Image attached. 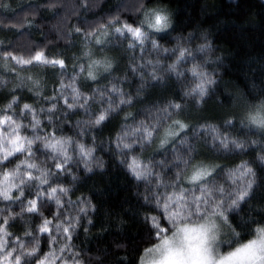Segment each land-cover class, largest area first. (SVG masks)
<instances>
[{"label": "clouds", "instance_id": "1", "mask_svg": "<svg viewBox=\"0 0 264 264\" xmlns=\"http://www.w3.org/2000/svg\"><path fill=\"white\" fill-rule=\"evenodd\" d=\"M0 264H264V0H0Z\"/></svg>", "mask_w": 264, "mask_h": 264}]
</instances>
